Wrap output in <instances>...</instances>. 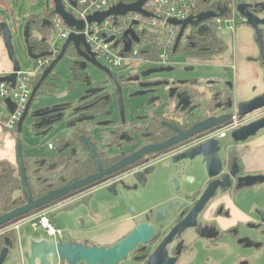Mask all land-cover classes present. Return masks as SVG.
<instances>
[{"label": "flooded vegetation", "instance_id": "1", "mask_svg": "<svg viewBox=\"0 0 264 264\" xmlns=\"http://www.w3.org/2000/svg\"><path fill=\"white\" fill-rule=\"evenodd\" d=\"M217 1L207 0L210 5L207 10L213 11ZM228 1L222 0L221 3L226 4ZM238 3L248 4V11L255 18L264 21L261 5L264 0H241ZM238 18L235 31L244 26L251 34V44L247 45L244 36L234 34L228 39L226 49L215 57L219 62L224 58L231 60L234 68L229 64L225 75L215 80L185 81L182 85L174 81L171 88H176V92L170 100L166 94L168 104L165 111L134 117L131 121L126 118L124 101L127 96L139 90L138 86L130 83L125 72H112L121 86L124 110L122 119L113 81L101 93L85 94L89 89H98L104 85L102 82H92L86 69L93 66L77 56L72 44L68 45L73 50V56H69L72 60L69 78L73 81L72 85L77 83L82 87L81 97L85 98L76 101L74 106L78 109L87 107L75 115L74 120L97 116L94 121H84L72 129L89 127L90 141L102 169L115 165L145 145H158L173 139L178 135L176 129L185 134L193 125L207 118L229 117L224 123L189 136L171 147L146 153L135 163L102 177L98 182L68 197L72 203L78 198H86L88 209L82 215L84 221L89 219L95 222L97 216L102 221L109 215L105 211L114 210L113 206L121 200L123 188H128L124 193L125 204L121 206V210L118 209L123 214L112 219H117L113 223L114 228L122 229L124 234L113 243L130 234L135 224H149L153 232L146 244H136L118 264H264V182L258 181V178L264 177V126L256 131L253 128L243 129L264 118V106L248 111L244 116L240 115L249 108L241 105L264 94V89L258 93V85H251L249 97L244 100L238 99L237 92L242 64L256 66L263 83L264 66L256 43V33L243 18ZM208 22L190 28L199 34V28L203 26L204 32H207L210 29ZM257 28L262 34L264 50V24H258ZM190 39L191 36L188 39L185 37L184 41L191 43ZM246 49H252V53H248ZM39 52L47 50L35 53ZM95 60L104 66L97 58ZM214 60L209 63L212 64ZM187 66V69H192L191 64ZM55 76H49L45 82L56 83L58 80ZM254 76H257V72H254ZM149 78H141V82ZM88 83L89 86L86 85ZM153 91L148 94V98L160 95L157 88ZM179 93L187 94L190 99L188 109L184 112L176 107V95ZM101 104H105L103 109L100 108ZM233 117L237 121L234 127L230 126ZM52 119L54 115H48L43 121ZM36 122H40V119ZM102 123L106 125H97ZM73 130L63 135L69 136ZM247 135L246 140H241ZM180 157L183 158L171 163L173 158ZM159 161L171 164L172 169L164 177L156 169ZM159 174L161 178L158 179L156 177ZM174 188L176 191L173 192ZM163 189L166 191L165 195H161ZM140 194L145 196L144 201L136 198ZM96 195H99L97 209L93 205ZM162 209L165 212L163 220L154 223V211ZM15 221L21 225L26 220L19 218ZM107 231L103 230L101 235L108 237ZM1 235L4 234L0 232ZM10 239L13 249H10L1 264H25L19 253L20 244L18 246L16 236L12 235ZM58 239L63 241L64 234ZM87 241L95 244L89 239ZM58 264L65 263L59 261Z\"/></svg>", "mask_w": 264, "mask_h": 264}, {"label": "water", "instance_id": "2", "mask_svg": "<svg viewBox=\"0 0 264 264\" xmlns=\"http://www.w3.org/2000/svg\"><path fill=\"white\" fill-rule=\"evenodd\" d=\"M54 1V14L58 15L64 24H67L69 27L73 28L75 31H81L84 24L83 21H76L73 16L65 11L63 9L61 0H53ZM72 6H75V0H69ZM151 0H139L135 3L131 4H123L119 2L117 5L110 7V10L103 13H95L94 15L88 16L86 19V22L92 23L97 22L100 23L104 19L110 17V16H118V17H124L128 13H133L136 15H141L144 18H150L151 15L144 10V5ZM210 1V0H209ZM264 11V3L261 4ZM250 6L245 3H237L236 5V12L238 13V17L243 18L246 21V24L253 28L254 33H256V43L257 46L260 49L261 52V60L263 62L264 66V50L262 47V34L260 30L257 28L258 24H264V21L259 20L258 18H255L249 11L248 8ZM229 13V9L226 6L217 7L215 10H209V11H202L199 12L197 15H190L183 20H176L173 18H170L168 23H170L172 26H179V31L177 33V37L175 39V42L172 46V54L175 55L177 52V48L181 40L184 38V31L185 29L189 27H197L198 24L205 23L207 21L213 20V18L217 17H226ZM134 26L138 25V22H133ZM200 33L204 32V27L201 26L199 28ZM29 32L30 27L27 22L24 24V30H23V40L26 45V55L29 57V59L36 61L39 58L48 57L51 54L48 52H39L36 54L33 50V46L29 44ZM0 34L1 38L4 41L6 53L9 56V59L11 61V72L8 75L0 76V83H4L7 85H11L12 88L15 87V82L17 78V74L20 72L17 60L15 58V55L13 53L11 40H10V32L8 29V26L4 22H0ZM123 37L125 38L124 41V52H129L130 45L132 42H138L139 38L135 35L133 29H128L125 31ZM66 41L61 46V49L56 56L55 59L49 64L48 67L45 68V70L41 73L40 78L38 80L37 85L32 89V92L30 94L29 100L25 104L23 114L20 117V119L17 122V133L20 134L22 131V124L25 121L27 117H30L32 119V124L30 128L35 132V137H44L47 135V133L53 129V126L61 121H65L66 127L69 129L74 128V126H77V124H81L84 121H88L89 123L91 121H94L97 116L94 115L82 120H74L75 115L80 113V111H84L87 109V107L83 109L75 108L74 105H54L53 107H42L39 106L35 110H31V105L34 103V96L37 90L39 89L40 85L43 81H46V79L49 76L56 75L54 73V67L56 64L62 60L66 53V49L69 44H72L74 46V49L77 53V56L80 58H83L85 61L90 63L93 67L101 71L105 79L103 81V87H98V89H89L85 91V94L95 95L99 92L105 91V87L107 84L111 81L115 84V91L116 95L118 97V109L120 110L121 118L123 119V106H122V96H121V89H120V83L118 78H116L107 67L102 66L100 63H98L95 58V54L91 52L89 45L86 42V39L83 37V35H78L74 33H70L66 37ZM113 37L107 40V42H111ZM117 43H114V46H116ZM191 69V68H190ZM173 70V67L169 68H156V69H147L145 71H142L138 76L129 77V81H139L140 78H149L150 76L160 74V73H169ZM57 76V75H56ZM178 84H183L184 82L177 81ZM55 84V83H54ZM106 84V85H105ZM89 86V83L86 84ZM169 82L167 81H156L155 83L151 82H141L138 85L139 90L136 91L133 94H130L128 98H142L143 96H147L148 94H152L154 92L153 90L156 88H159L160 86H164V94L168 95V99L174 97L176 88H169L168 90L165 89V87L169 86ZM85 99V98H83ZM81 98V101L83 100ZM177 104L176 107L180 108L181 111H186L188 109V106L190 104V99L187 94L179 93L176 95ZM161 96L157 95L155 98H148L146 106H150L152 104H159L161 103ZM5 104L9 110V112H13L15 107L12 104L10 99H7L5 101ZM241 106H248V110H246L244 113H240V115L244 116L245 113L252 110H258L261 107L264 106V94L260 95L259 97L242 104ZM191 108H189L190 110ZM54 115V119L52 120H46V122L43 121V118L48 115ZM40 122H36V120H39ZM229 119L228 116H218L216 118H207L205 120H202L201 122L193 125L190 129L187 130L185 134H182V131L179 129H176L178 135L173 137V139L168 140L164 143L158 144V145H145L139 150L132 153L127 158H124L120 160L119 162L115 163V165L110 166L106 169H102L99 160L98 155L95 152L94 146L90 139L87 136H84L81 138V141H83V144L86 145V147L89 150L90 155L92 156L94 163L97 167V173L93 175L87 176L85 179L81 180H75L71 182V184L64 185L61 188H58L57 190L49 191L47 194L43 195L41 198H38L36 200H32L30 196L29 189L26 185V177L25 172L23 170V160H22V153H21V144L17 145L16 148V158H17V168L21 175V182L22 187L24 189L25 197H26V204L13 209L10 213H7L5 215L0 216V226L6 225L10 222H13V220L22 217L24 215H27L29 212L42 208V206H48L53 205L57 203V201L61 198L66 197L67 195L71 194L72 192H76L82 188H86V186L94 184L98 182L102 177L111 175L115 173V171H119L130 164L135 163L138 159L142 158L146 153L149 152H158L163 149H166L168 147L173 146V144H176L177 142H180L182 140L187 139V137L201 133L204 130H209L211 128H214L225 121ZM100 123V122H99ZM99 125H106L105 123L97 124ZM264 126V118L260 119L257 122L251 123L244 127L246 128H253L255 131L259 130ZM76 128V127H75ZM87 129L89 130V127L87 126ZM242 138L241 140H246V138ZM215 142V141H214ZM183 157L180 158H173L171 163L181 160ZM133 178L136 180L135 176ZM258 181L260 183L264 182V177L258 178ZM128 190V188H123L124 193ZM135 190V189H133ZM176 191V188H174L173 192ZM124 193L120 196V201H118L114 206V210L120 209L121 206L125 204V201H123L125 198ZM166 191H162L161 195H165ZM140 201L145 200V196L143 194H140L138 197ZM84 209L87 212L88 209V202L86 198H78L76 201H74L72 204L65 205L59 209H57L56 212H51L48 216L50 220L54 219L57 214L60 213H67L72 214L77 210ZM165 215L164 210L154 211L153 213V222L154 223H160L161 220H163ZM134 219V218H132ZM134 229L131 231L130 234L125 236L123 239L117 241V243L113 244L112 246L105 247V246H98L96 244H90L87 240H70L67 242H63L60 239H56L54 237L49 236L47 233V236L38 237L37 234H30L26 238V247L21 248L19 246V253H21L23 260H25V264H58L59 261L65 264H118L120 261H122L126 254L132 250V248L136 244H146L149 240V237L151 236L153 232V228L149 224H135ZM36 232V230H33ZM10 249H13L12 241L10 238L4 239V247L0 251V264L2 263V260L7 255V253L10 251Z\"/></svg>", "mask_w": 264, "mask_h": 264}, {"label": "built area", "instance_id": "3", "mask_svg": "<svg viewBox=\"0 0 264 264\" xmlns=\"http://www.w3.org/2000/svg\"><path fill=\"white\" fill-rule=\"evenodd\" d=\"M6 1V0H3ZM31 2H36L37 0H30ZM45 7L47 10L54 9L53 0H44ZM196 1L198 0H151L148 1L143 7L146 12H148L151 17L144 18L141 15H136L133 13H128L124 17L110 16L100 23L86 22L88 16L94 15L95 13H103L110 10V7L117 5L119 0H75V6H72L69 0H61L63 9L69 12L76 21H83L84 26L81 31H75L73 28L64 24L62 19L54 14L50 19V26H52V33L54 36L52 39L50 36L46 38L48 44L47 52L51 54L48 57L39 58L34 61L33 69L34 74H23L21 71L17 74L15 87L12 88L11 85L0 83V107H2L3 112L0 111V127L4 132L17 135V122L22 116L25 104L29 100L30 94L32 92L31 79L33 77L41 74L46 67L56 58L61 46L67 40L66 37L70 33L83 35L86 39L87 44L90 47L91 52H93L99 61H103L104 67H107L110 72L122 73L126 72L130 65L134 63H146L149 65L147 69L156 68H169L174 67L177 64L173 59L172 46L177 37L179 31V26H172L168 23L170 18L176 20H183L190 15H197L194 13L196 9ZM241 0H229L226 4L221 3L220 0L216 2V8L221 6H226L229 9V13L226 17H217L211 20L212 26L217 33L222 34L223 38L228 39V37H233L235 34V27L237 23L238 13L236 12V5ZM214 8V10L216 9ZM208 11V10H202ZM200 11V12H202ZM138 22L137 26L133 25V22ZM144 25H147L149 32L142 29ZM133 29L136 36H138L139 41L132 42L130 45L129 52H124V33L128 29ZM190 35L186 34L185 37ZM113 37L111 42H107L108 39ZM44 41V39H43ZM157 42L158 54L155 59H143L140 58V53L146 52L151 53L153 50V42ZM114 43H117L114 46ZM234 68V66H232ZM145 69V70H147ZM144 71V70H143ZM142 72V71H141ZM138 76V74H137ZM128 77H133L129 75ZM157 79H146L144 82H156ZM160 81V80H159ZM169 86L165 87L166 90L171 88L174 80L171 79ZM130 83L136 84L138 86L141 83V78L139 81ZM122 84V83H121ZM110 86V84L108 85ZM67 94L61 96L65 98ZM10 99L15 109L13 112H9L5 101ZM232 123L230 126L234 127L237 125L235 117L232 118ZM44 148L48 151H53V142L49 141L44 144ZM31 228L32 230H44L49 236L56 239L62 236L61 231L54 230L51 226L50 218L46 211L39 213L36 217H31ZM28 219V220H29ZM26 220V221H28ZM1 232V234H6L9 232H14L18 230L20 223L13 222L8 223Z\"/></svg>", "mask_w": 264, "mask_h": 264}, {"label": "rangeland", "instance_id": "4", "mask_svg": "<svg viewBox=\"0 0 264 264\" xmlns=\"http://www.w3.org/2000/svg\"><path fill=\"white\" fill-rule=\"evenodd\" d=\"M6 3H8V6L10 8V11H5L3 8V5L0 4V21L4 22L6 26H8L9 32H10V40L11 45L13 49V53L15 55V58L17 60L19 69L21 73L25 74H34L33 69V63L34 61L29 59V57L26 55V45L23 40V30H24V24L29 16L39 14L44 11L45 8V1L44 0H37L36 2H31L30 0H6ZM237 21L239 22V18L237 17ZM142 29L146 30V33L149 32V29H147V25H144ZM244 29V26L240 27V29L237 31V33L241 34L240 32ZM193 30L188 26L184 31V36L186 34L192 33ZM238 34V35H239ZM38 35V33L34 34V39L36 42L41 43L43 46V49L48 50V44L46 38H48L47 35ZM39 36V37H38ZM54 34L50 35V38ZM42 37V38H41ZM44 39V41H43ZM42 40V41H41ZM35 43V44H37ZM184 44L186 42L184 41ZM34 47V46H33ZM46 47V48H45ZM173 59L176 66L173 67V70L169 73H160L153 76H150L152 79H157L160 81H171L173 79L174 81H181L184 82H191L196 80H215V78H220L226 73V66L231 64V60H228L224 58V60H221V62L217 61L215 58V62L209 63V62H200L196 63L190 60V58L186 54L182 53H176L173 56ZM11 63L9 56L6 53L5 44L2 38L0 37V64L3 63ZM103 63V61H100ZM72 63V60L69 56H65L62 60H60L56 66L54 67V73L57 75L55 78L59 81L54 84H46V87H43L42 90L39 92V94L35 97L34 103L31 105V110H35L39 106L42 107H53L54 105H74L76 101L80 100L82 97V87L75 83L73 85H68L67 81L70 77V64ZM191 64L192 69H187V65ZM149 67L148 64L141 62L140 63H134L130 65V68H128L125 72V76H136L139 75L141 71L147 69ZM86 73L94 82L97 83H103L105 76L104 74L99 71L98 69H95L93 67L88 66L86 69ZM118 74V73H117ZM70 83H73V81L69 78ZM58 86V89H57ZM70 90V92L68 91ZM158 93L161 95V104L155 106V107H147V99L149 95L143 96L142 98H125L124 101V108L126 110V118L128 121H131L134 117L146 115L148 113H157V112H163L165 111V107L168 104L166 95L162 94L164 92V86H160L157 88ZM52 93V94H49ZM66 94L68 97L60 98L56 95L58 94ZM169 107V106H168ZM171 107V105H170ZM0 111L5 114L2 107H0ZM55 115V114H52ZM32 124V119L30 117H27L25 121L23 122L21 128L22 131L18 136V139L20 143H22L23 146V153L24 155L28 154L30 152L34 155H49L51 152L47 151L44 148V144L47 142L55 140V138L59 135H62L65 133L66 125L65 121H61L56 123L53 126V129H51L46 136L44 137H35V132L30 128ZM142 126V125H141ZM88 133L90 134V130H88ZM62 133V134H61ZM90 140L91 137L87 136ZM226 142V141H225ZM14 168H17L15 166ZM157 172L163 175L168 174L170 172L171 164L166 161H159V163L156 165ZM160 174L157 175L156 178L159 179ZM161 178V177H160ZM99 195H96L93 205L97 209L99 207ZM44 211L40 210L39 212H36L31 215V217H36L37 214L42 213ZM51 211V210H49ZM57 211V210H56ZM56 211H52L56 212ZM84 209H80L75 211L72 214L67 213H60L57 214V216L50 220L51 226L54 230H59L64 234L63 241H67L69 237H71V232L69 229L66 228V225H68V228H78L82 227L84 225L83 220V213ZM49 212H47L48 214ZM49 215V214H48ZM31 224V219L28 221H24L20 225L19 232H23L24 230H28ZM6 226L0 227V231H2ZM37 234L38 237L47 236L46 233L42 232V230H37L36 232H33L32 234Z\"/></svg>", "mask_w": 264, "mask_h": 264}, {"label": "trees", "instance_id": "5", "mask_svg": "<svg viewBox=\"0 0 264 264\" xmlns=\"http://www.w3.org/2000/svg\"><path fill=\"white\" fill-rule=\"evenodd\" d=\"M119 1L123 4H131L139 0ZM205 1L206 2H204V0L196 1L197 6L194 13L210 8L207 0ZM0 4L3 5L5 11H10L6 1L0 0ZM52 15L53 10H47L45 7L43 12L29 16L26 20L30 27L28 40L29 44L34 46V52L45 50L43 49L42 44L39 42L37 43V39L35 40L33 37L35 33H38V35H51L52 26H50L49 22ZM207 24L210 26V29L202 34H196L194 29H192L193 32L188 34L192 37V39H190L191 43L186 42L183 46L184 36L178 45L176 53L186 54L193 62L195 61L196 63H200L211 62L217 54H219V52L224 51L226 49L225 47L228 45L229 38L224 40L222 34L217 33L214 29L212 22L209 21ZM158 52V45L155 41L153 42L152 52H142L139 57H142L143 59H155ZM65 53V56H73V50L69 47H67ZM40 75L41 74L31 79L30 84L32 89L37 85ZM46 84L47 83L45 81L42 82L39 89L35 93L34 98L39 94L43 87L47 86ZM104 106L105 104H101L100 108L103 109ZM88 135L90 136L85 127H77L70 133L69 136H57L55 140H53L54 150L51 151L49 155H24L22 143H20L19 139H17L16 143L21 144L22 146L21 153L23 170L25 172L26 185L29 189L32 200L41 198L49 191L57 190L64 185L71 184V182L75 180L85 179L87 176L93 175L97 172L94 160L89 154L88 148L83 144V141H81L82 137ZM108 165H110V163ZM71 194L61 199L71 197ZM26 203V197L21 182V175L18 168L11 167V164L7 160H0V216L10 213L13 209L21 207ZM45 207L46 206H42V208L33 210L28 214L39 212ZM28 214L22 217L28 216ZM15 220H13V222ZM12 235H14V233H6L0 236V248L3 247L2 245L4 244V239L6 237L10 238Z\"/></svg>", "mask_w": 264, "mask_h": 264}, {"label": "crops", "instance_id": "6", "mask_svg": "<svg viewBox=\"0 0 264 264\" xmlns=\"http://www.w3.org/2000/svg\"><path fill=\"white\" fill-rule=\"evenodd\" d=\"M2 22V21H0ZM238 31V30H237ZM241 34L237 33L235 31L236 36L239 34L240 37L245 38L247 45L251 44V34L248 33V31L244 28L241 32ZM235 36V35H234ZM1 37V36H0ZM250 37V38H249ZM231 38V37H228ZM224 40H226L224 38ZM245 45V46H247ZM248 53H252V49H246ZM236 63V60H235ZM233 63L231 62L230 67L232 68ZM237 64V63H236ZM242 71L239 74V83L237 84L238 88V99L239 100H244L246 97H249V88L251 85L255 84L258 85V93L261 92L264 89V83L262 80V76L260 75V70L257 69L256 66L248 65V64H242ZM241 70V69H240ZM11 63H3L0 64V76L8 75L11 72ZM145 71V70H144ZM234 71V70H233ZM254 72H257V76H254ZM59 82V81H58ZM57 82V84H58ZM71 81H67L68 85H72L70 83ZM58 89V86H57ZM247 89V91H246ZM70 92V90H68ZM67 94V93H66ZM65 95L64 94H58L56 95L57 97H60ZM66 127V126H65ZM73 129H68L66 127L65 133L68 134L69 131H72ZM18 134V133H17ZM62 134V133H61ZM19 135V134H18ZM17 135V136H18ZM63 135V134H62ZM17 136L13 135L12 133H6L1 129L0 127V160H7L11 164V167L17 166V158H16V148H17ZM48 151V150H47ZM50 152V151H49ZM28 154H31L30 152L27 151ZM72 203V200L70 198H65L58 200L57 203L51 204L46 206L44 211L49 212L50 214L52 211H56L57 209L61 208L62 206L69 205ZM51 210V211H49ZM118 210V209H116ZM121 210V209H120ZM120 210L115 211V210H106L105 212L108 215L107 219H103L102 221H99V217L97 216L95 219V222L90 221L89 219H86L84 221V225L82 227L78 228H68L66 225V228L69 229L71 232V237L68 238V240H78L82 241L84 239H89L91 242L97 244V245H112L114 244L120 236L124 234V231L122 229H115L113 226V223L116 222V220H112L116 215H121L123 214L120 212ZM114 211V212H112ZM98 215H100V211H96ZM85 213V211H84ZM34 214V213H33ZM32 214H28V216L22 217L23 220H28L31 218ZM28 230H24L23 232H19L20 226L18 230L14 232V235L16 236V241L22 248L26 247V238L33 233L34 231L32 230L31 226ZM103 230H108L106 233H108V237L101 235ZM37 231V230H36ZM46 233L44 230L42 231ZM103 237V238H102ZM105 238V239H104Z\"/></svg>", "mask_w": 264, "mask_h": 264}]
</instances>
